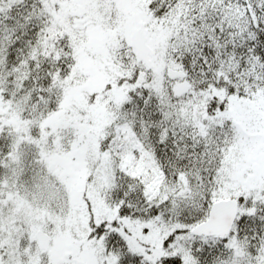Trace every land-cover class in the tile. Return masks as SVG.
Segmentation results:
<instances>
[{
	"label": "snow or ice",
	"instance_id": "snow-or-ice-1",
	"mask_svg": "<svg viewBox=\"0 0 264 264\" xmlns=\"http://www.w3.org/2000/svg\"><path fill=\"white\" fill-rule=\"evenodd\" d=\"M0 264H264V0H0Z\"/></svg>",
	"mask_w": 264,
	"mask_h": 264
}]
</instances>
